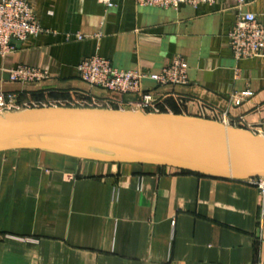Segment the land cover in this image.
<instances>
[{"label": "crops", "instance_id": "obj_1", "mask_svg": "<svg viewBox=\"0 0 264 264\" xmlns=\"http://www.w3.org/2000/svg\"><path fill=\"white\" fill-rule=\"evenodd\" d=\"M110 1L111 8L98 0H32L41 32L0 57V93L37 107L95 100L132 110L134 96L112 104L116 96L81 82L75 66L98 54L118 70L156 73L180 56L188 84L157 89L158 113L264 137V59L237 62L229 48L236 0L178 11ZM241 11L264 25V0H245ZM18 65L46 70L49 79L10 82L7 72ZM242 92L250 95L234 106L232 96ZM0 264H264V195L248 181L167 167L1 152Z\"/></svg>", "mask_w": 264, "mask_h": 264}, {"label": "water", "instance_id": "obj_2", "mask_svg": "<svg viewBox=\"0 0 264 264\" xmlns=\"http://www.w3.org/2000/svg\"><path fill=\"white\" fill-rule=\"evenodd\" d=\"M14 150L167 167L219 180L264 179V137L181 115L60 106L0 113V153Z\"/></svg>", "mask_w": 264, "mask_h": 264}, {"label": "built area", "instance_id": "obj_3", "mask_svg": "<svg viewBox=\"0 0 264 264\" xmlns=\"http://www.w3.org/2000/svg\"><path fill=\"white\" fill-rule=\"evenodd\" d=\"M98 1L107 8L113 6L110 0ZM134 1L138 7L174 11H178L183 6L197 9L203 5H213L216 2V0ZM31 2L32 0H0V57L13 51V42H24L37 37L41 32ZM244 5L245 0H236L235 8L238 12L233 27L227 35L232 57L237 62L254 58L264 59V25L257 20L254 14L242 12L241 8ZM76 39L82 41L85 37L77 36ZM187 71V63L180 56H175L170 64L156 73L118 70L111 65L108 59L98 54L83 58L75 66V72L81 82L116 96L111 100L112 104H122L123 96H134L135 101L128 105L132 107V111L143 113H158L161 96L156 95L157 89L186 86L188 84ZM235 72L237 73V70ZM7 76L10 82L23 84H34L49 79L48 71L26 65L11 68L8 70ZM146 81L151 82L153 86L146 87L144 85ZM249 95V92H242L232 96V104L239 106L242 98ZM70 105L75 106L74 104ZM76 105L101 107L95 100H91L90 103L80 101ZM32 107L36 108L37 106L31 103L19 104L14 93H0V113L16 112ZM248 182L255 186L261 196L264 195V179H252ZM173 223L172 221L171 224Z\"/></svg>", "mask_w": 264, "mask_h": 264}, {"label": "trees", "instance_id": "obj_4", "mask_svg": "<svg viewBox=\"0 0 264 264\" xmlns=\"http://www.w3.org/2000/svg\"><path fill=\"white\" fill-rule=\"evenodd\" d=\"M21 104V103H20ZM64 107H71L70 105H65ZM73 107H79L78 105H75V106H73ZM83 107H87L86 105L85 106H83ZM102 108H104L103 106H102ZM111 109H117L116 107H112ZM179 171H181V170H179ZM181 172H184V173H190V174H195V173H191V172H187V171H181ZM196 175H198V176H201V175H199V174H196Z\"/></svg>", "mask_w": 264, "mask_h": 264}, {"label": "rangeland", "instance_id": "obj_5", "mask_svg": "<svg viewBox=\"0 0 264 264\" xmlns=\"http://www.w3.org/2000/svg\"><path fill=\"white\" fill-rule=\"evenodd\" d=\"M144 84H146V82H144Z\"/></svg>", "mask_w": 264, "mask_h": 264}]
</instances>
